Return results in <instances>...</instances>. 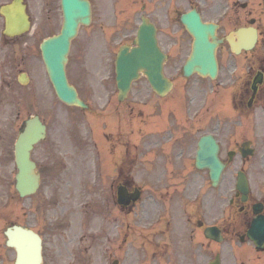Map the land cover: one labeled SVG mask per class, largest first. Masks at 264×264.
Masks as SVG:
<instances>
[{
  "label": "flooded vegetation",
  "instance_id": "obj_1",
  "mask_svg": "<svg viewBox=\"0 0 264 264\" xmlns=\"http://www.w3.org/2000/svg\"><path fill=\"white\" fill-rule=\"evenodd\" d=\"M244 16L248 23L254 20L252 11ZM240 20L237 19L235 23ZM218 25L221 32L222 23ZM192 48L191 43H179L168 33L164 39V50L168 55L165 73L173 81L174 90L165 98L154 93L151 102L148 134L151 139L149 157L155 169L153 178L158 181L157 184L162 180H177L176 183L180 184V187H153V193L142 204L141 223L154 221L156 227L150 225L148 229L154 230V237L137 232L140 234L138 248L146 255L148 247L153 246L151 253L153 259L159 260L158 264L184 263L183 256L187 258V264H206L205 232L209 226H218L225 240L239 239L243 243L252 244L247 234L258 216L255 214L256 206H261V214L264 216V29L259 30V43L252 50L235 54L228 43L220 46L217 53L219 70L215 79L196 73L190 76L184 74L183 68ZM13 87V75H6L5 69L0 66V92ZM1 104L3 101H0ZM138 132L143 134L144 130L141 128ZM207 136L213 137L218 144V155L226 164L221 187L209 192L208 188L212 186L210 172L195 168L199 142ZM105 138L111 155L104 157V160L112 164L114 172L117 169V172H113L116 175L109 182L105 236L108 253L121 258L127 253L128 225L127 208L117 202V188L125 186L132 192L137 185L129 181L133 177L121 169L122 162L128 158L126 133H107ZM14 142V131H8L4 124H0V178L13 175ZM244 148L247 154L242 152ZM87 162L86 157L82 166ZM42 169L43 173L48 174L46 166ZM241 171L245 173L250 186L246 201H243L242 194L238 193L233 183ZM47 184L54 186L55 182L48 181ZM56 190L61 192L57 187ZM141 190L143 198L147 192ZM213 192L216 201H220L224 194L229 197L230 218L224 220L225 227L219 224L221 219L216 221L217 212L208 207ZM158 195L163 198L164 204L159 203ZM171 195L173 197L170 198ZM193 195L200 196L195 201L197 210L193 204L185 203L186 197L191 200ZM61 201L65 202L64 199ZM168 201H171L169 210L165 205ZM62 203H59L60 214L66 210ZM207 218L212 221L210 225L207 224ZM181 220L189 230L186 239L174 237L175 226ZM55 225L51 229L47 227L45 216L37 220L30 219L24 224L42 238V264H73L70 260L77 250V236H62L66 232L62 231L61 226ZM251 250L254 253V249ZM17 256V251L10 248L6 264H17ZM262 262L264 264V252Z\"/></svg>",
  "mask_w": 264,
  "mask_h": 264
},
{
  "label": "rangeland",
  "instance_id": "obj_2",
  "mask_svg": "<svg viewBox=\"0 0 264 264\" xmlns=\"http://www.w3.org/2000/svg\"><path fill=\"white\" fill-rule=\"evenodd\" d=\"M7 0H0V6ZM94 4V23L91 27H83L79 33V36L74 41L73 49L70 55V62L68 65L69 78L72 84H74L81 97L90 106V111H82L81 109L71 108L62 104L56 97L51 83L48 77H45L43 84V63L41 59L40 51L38 50L41 39L56 34L62 25L60 0H27L29 12L33 19L34 29L30 35L24 36L23 41L20 44L28 43L32 46L29 50L30 58L28 67L26 69L27 74L30 77L31 83L29 90H25L23 95L28 98V110L30 113L39 114L42 120L46 123L49 129L48 139L41 144L35 153V156L42 160V156L46 155L51 160L63 159L70 169L74 162L75 156L85 154L81 153L79 145H82L77 136V129L82 128L83 131L91 130L89 138L87 140L99 139L101 146L100 156L102 157L103 151L107 149L105 142L103 143V129L104 120L102 118V109L107 99L114 95V88L111 83L113 79L107 80L109 76H113V61L115 60L116 53L121 44L131 41L135 37V31L140 17L141 1L146 0H91ZM254 15L256 17H263V9L261 0H250ZM147 12L152 17L155 23L159 27H164L166 24L165 15H173V22L175 29L180 30L182 28L178 21V16L183 12H186L190 7H200L205 11L207 20H214L218 18V13L221 15L225 13L227 8L232 5V0H150L145 2ZM173 9V12H172ZM169 19V18H168ZM4 29V21L0 17V42L4 43L1 31ZM234 30L233 27L226 31ZM181 31V30H180ZM180 37L187 40L185 32H180ZM13 43V41H7ZM27 45V44H26ZM24 47V46H23ZM109 81V87L107 89V83L104 86V82ZM146 87L145 81L140 80L134 86L133 98L138 97V93L143 91ZM133 102V101H132ZM132 102H130L132 104ZM135 103V102H133ZM27 105L24 108L27 110ZM23 110V109H22ZM17 112V110H16ZM4 117L12 118L13 111L9 109V112L3 113ZM1 116V115H0ZM99 116V118H98ZM81 119L83 120L81 123ZM82 124V126H80ZM98 136H97V135ZM102 136V137H101ZM104 145L103 149L102 146ZM93 150H91L92 152ZM91 153L90 156H93ZM63 168V167H62ZM15 170V174H16ZM69 179H74L75 188L79 191L76 192V202L71 209V213L65 217L60 218L59 226L62 230L66 227L76 225L77 218L81 217L82 204L91 196L96 190L84 188L85 173L81 170L73 171V167L68 172ZM91 177V176H90ZM94 177V175H93ZM89 179V178H88ZM45 189L32 200L21 199L15 190V180L13 185L10 186L6 182L0 188V252L6 254V247L4 245L3 231L7 227L10 221L24 222L29 220L27 217L29 214H33L36 211L35 216H38L42 208L44 207L43 197L45 193L49 194L48 188L44 185ZM100 189L101 185H98ZM74 196V194L72 195ZM50 203H48L49 205ZM98 201L95 200V206L98 205ZM65 205H71V203H65ZM70 211L67 209V212ZM102 209H99L101 215ZM97 220L101 217H95ZM37 220V218H35ZM55 225V226H56ZM40 227H43L39 223ZM88 228V226H87ZM186 226L180 222L179 226L175 228L174 237L182 236L186 232ZM133 241L134 238L132 237ZM98 243V241H96ZM89 245V244H87ZM130 246V245H129ZM98 246L95 245V249L88 251L83 255H79V264H108L106 256H102L98 253ZM227 258L225 264H233L234 259L237 257L232 256L230 252L225 251L223 253ZM209 257V251L207 252ZM240 256V254H239ZM138 253L131 249L127 253V257L124 259L123 264H138ZM145 264H150L146 259L142 258ZM0 264H5L1 263Z\"/></svg>",
  "mask_w": 264,
  "mask_h": 264
},
{
  "label": "water",
  "instance_id": "obj_3",
  "mask_svg": "<svg viewBox=\"0 0 264 264\" xmlns=\"http://www.w3.org/2000/svg\"><path fill=\"white\" fill-rule=\"evenodd\" d=\"M63 5L65 25L62 34L48 40L43 46V53L59 98L69 105L84 107V104L78 99L75 89L69 86L64 68L70 49V41L74 37L79 23H90V6L83 0H64ZM3 14L8 19L11 35L20 34L28 28L25 8L22 6L20 0L12 6L4 8ZM183 23L196 38V60L193 65H197L199 61L201 62L202 58L203 61L208 63V68L214 67V50L216 49L217 42H215L216 40H214V43L208 41L209 36L215 39L214 27L204 25L196 13H191L187 18H183ZM136 44L138 48H124L118 57V74L120 75L119 85L121 91L127 92L132 80L138 77L139 71H144L149 81L153 85H159L160 92H163L161 87H164L166 84V80L162 74L164 57L157 47L154 28L149 25L144 26L139 33ZM199 71L203 74L202 69ZM43 132L44 128L38 119L30 121L18 147L17 156L20 174L17 177V187L22 196L34 193L38 187V176L35 173L34 164L29 160V156L33 144L40 139ZM216 175H220V172Z\"/></svg>",
  "mask_w": 264,
  "mask_h": 264
}]
</instances>
